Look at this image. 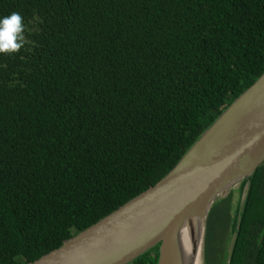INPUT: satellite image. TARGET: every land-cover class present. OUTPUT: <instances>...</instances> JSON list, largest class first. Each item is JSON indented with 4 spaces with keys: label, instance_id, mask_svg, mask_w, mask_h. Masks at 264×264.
Returning <instances> with one entry per match:
<instances>
[{
    "label": "trees",
    "instance_id": "16d2710c",
    "mask_svg": "<svg viewBox=\"0 0 264 264\" xmlns=\"http://www.w3.org/2000/svg\"><path fill=\"white\" fill-rule=\"evenodd\" d=\"M13 12L25 39L0 54V264L153 186L264 72V0H0ZM246 189L229 264H264V160ZM231 195L210 208L203 264H225ZM157 248L128 264H156Z\"/></svg>",
    "mask_w": 264,
    "mask_h": 264
},
{
    "label": "water",
    "instance_id": "95a60500",
    "mask_svg": "<svg viewBox=\"0 0 264 264\" xmlns=\"http://www.w3.org/2000/svg\"><path fill=\"white\" fill-rule=\"evenodd\" d=\"M264 160V72L199 136L153 186L28 264H128L157 248L156 264H177L175 229L202 219L200 264L212 205L240 181L227 238L229 264L247 179Z\"/></svg>",
    "mask_w": 264,
    "mask_h": 264
},
{
    "label": "bare ground",
    "instance_id": "6f19581e",
    "mask_svg": "<svg viewBox=\"0 0 264 264\" xmlns=\"http://www.w3.org/2000/svg\"><path fill=\"white\" fill-rule=\"evenodd\" d=\"M202 219L190 217L173 233L177 264H199L202 237Z\"/></svg>",
    "mask_w": 264,
    "mask_h": 264
},
{
    "label": "clouds",
    "instance_id": "9594fccd",
    "mask_svg": "<svg viewBox=\"0 0 264 264\" xmlns=\"http://www.w3.org/2000/svg\"><path fill=\"white\" fill-rule=\"evenodd\" d=\"M24 31L23 17L19 13L0 18V54L18 53L24 47Z\"/></svg>",
    "mask_w": 264,
    "mask_h": 264
},
{
    "label": "rangeland",
    "instance_id": "374dc122",
    "mask_svg": "<svg viewBox=\"0 0 264 264\" xmlns=\"http://www.w3.org/2000/svg\"><path fill=\"white\" fill-rule=\"evenodd\" d=\"M239 184H240V181H238L236 184H234L232 186V188L230 189V191H229V192L232 193V195H231V216H232V213H233V210H234V207H235V203H236V201L238 199V192H237V190H238ZM217 209H218V206L216 207V210ZM213 216H214V214H213ZM213 216L211 218V223H213L214 220H215V219H213ZM221 235L222 234L220 233V228L214 226L213 233L211 234L212 239H214L213 240L214 241L213 243L218 242L220 240L219 238L222 237ZM200 261H199V264H200Z\"/></svg>",
    "mask_w": 264,
    "mask_h": 264
}]
</instances>
